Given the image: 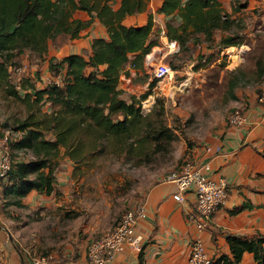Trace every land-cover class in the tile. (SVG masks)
Masks as SVG:
<instances>
[{
	"label": "trees",
	"instance_id": "1",
	"mask_svg": "<svg viewBox=\"0 0 264 264\" xmlns=\"http://www.w3.org/2000/svg\"><path fill=\"white\" fill-rule=\"evenodd\" d=\"M111 1L0 0V89L24 109L22 117L4 126L19 133L10 142L11 150L29 154L28 158L12 155L10 169L0 178L1 207L24 206L23 199L32 191L55 192L60 156L75 167L106 155L171 156L178 136L166 124L161 100L156 98L151 110L143 114L140 101L146 94L140 99L126 97L119 88L126 65L143 69L145 56L161 44V36L175 41L178 52L185 54L196 47L202 51L204 45L220 52L248 39L243 18L233 16L246 7L245 0H231V12L218 0H163L158 12L169 16L164 29L154 28L152 14L144 25L123 24L127 15L146 11L150 0H120L117 9ZM77 11L89 17H75ZM95 19L106 28L107 38H94L90 51L83 54L49 57L48 69L61 76L60 84L39 88L32 78L12 79L10 67L21 63L24 54L43 59L50 42L62 37L63 45L79 38ZM203 55L199 52L198 59L206 64L213 53ZM255 63L257 76L264 77V62ZM235 85L231 80L230 86ZM227 243L230 255L221 254L211 264H240L245 252L252 254L254 264H264L263 236L228 235Z\"/></svg>",
	"mask_w": 264,
	"mask_h": 264
},
{
	"label": "rangeland",
	"instance_id": "2",
	"mask_svg": "<svg viewBox=\"0 0 264 264\" xmlns=\"http://www.w3.org/2000/svg\"><path fill=\"white\" fill-rule=\"evenodd\" d=\"M243 16L247 28L253 30L248 38L250 51H243L244 44L220 52L213 48L200 51V47H196L185 54L170 46L171 52L163 55L161 52L168 49V44L164 43L160 45L163 49L152 52L150 61L131 77L130 83L121 80L126 97L132 91L138 96L146 94L140 101L143 114L151 110L156 98L161 100L159 106L163 105L166 124L178 136L171 156L163 159L155 153L147 158L128 159L106 155L78 167L60 156L55 192L47 195L33 191L27 197L31 203L22 207L0 205V226L11 230L8 258L12 253L33 263L35 259L67 261L83 253L86 255L88 244L113 228L126 210L142 201L151 186L191 158L190 151L205 138L228 126V116L243 106V99L249 93L257 95L264 88V77L257 76L255 63L256 60L264 62V5L260 4L252 14L243 11ZM64 40L57 38L50 45H62ZM199 52L205 54L204 58L208 52L213 53L211 60L206 64L204 59L199 61ZM24 56L29 78L32 72L36 76V86L48 84L55 77L50 71L43 73V59ZM158 61L167 62L172 72L149 87L153 80L151 67ZM232 70L234 72L230 73ZM26 77V74L13 75L12 79L19 82ZM231 80L236 81L234 87L230 86ZM23 115L22 104L5 96L0 89V132L8 134L12 143L19 133L6 129L4 124L11 125ZM12 155L29 157L16 149H12Z\"/></svg>",
	"mask_w": 264,
	"mask_h": 264
},
{
	"label": "crops",
	"instance_id": "3",
	"mask_svg": "<svg viewBox=\"0 0 264 264\" xmlns=\"http://www.w3.org/2000/svg\"><path fill=\"white\" fill-rule=\"evenodd\" d=\"M162 1L150 0L146 11L127 15L123 19V24L127 26L144 25L148 20V15L152 14L154 28L164 29L165 21L169 16L158 12ZM218 1L226 11L231 12V0ZM245 1L246 7L233 14V16H241L244 22L243 11L252 14L260 4L264 5V0ZM110 4L113 9H117L120 0H112ZM75 17L87 19L89 16L84 11H77ZM245 26L244 32L249 38L253 30L248 29L246 23ZM99 37L107 38L108 34L106 28L98 19H95L90 27L82 31L79 38L71 39L59 47L49 45L47 52L43 54L41 67L43 73L49 74L50 56L60 59L69 54L89 52L92 40ZM160 42L164 45L166 37L161 36ZM244 44H242L243 51L246 53L251 50L249 40L247 39ZM160 45L153 47L150 54L152 55V52L158 48H164ZM203 48L207 50L205 45ZM24 60L23 55L21 62L24 63ZM31 77L36 80L34 72ZM43 86L37 85L39 88ZM119 88L122 89L121 80ZM243 100L241 104H243L242 108L245 109L246 116L244 124L228 125L218 134L205 138L199 146L190 151L191 158L195 160L209 158L211 166L209 174L215 178L224 177L228 182L226 202L213 213L207 228L201 232L197 231L186 218V213L194 202L193 194L186 193L184 201L178 202L173 198L176 191L175 185L162 180L151 186L142 199L146 217L139 219L136 224V231L143 237L142 250L137 252L131 248H125L117 252L107 264H188L189 246L193 237L201 238L212 259L221 254L230 255L228 235H241L249 238L257 235L264 237L262 210L264 204V106L257 102L255 93H249ZM207 148H211L210 154L206 152ZM58 177L56 174V178ZM32 192L23 199V204L31 203L27 197ZM10 232V229H3L0 226V262L3 264H33L16 254L11 253L9 258L7 257ZM43 264H87V260L83 253L67 261L47 260ZM240 264H254L252 254L245 252Z\"/></svg>",
	"mask_w": 264,
	"mask_h": 264
},
{
	"label": "built area",
	"instance_id": "4",
	"mask_svg": "<svg viewBox=\"0 0 264 264\" xmlns=\"http://www.w3.org/2000/svg\"><path fill=\"white\" fill-rule=\"evenodd\" d=\"M166 44H168V49L164 51L165 54L171 52L169 50L170 46L174 47V51L178 50V45L175 41L166 39ZM149 54L145 56L144 64L149 60ZM151 68L152 77L155 80L163 79L172 72L170 65L165 61L154 62ZM140 70L128 63L120 76L119 82L124 80L130 83L131 77L138 74ZM10 71L12 75L17 77L25 74L30 77L28 74L29 67L23 62L10 67ZM60 83L61 76L57 75L51 78L48 84L44 83L43 85ZM128 88L130 89V86ZM122 90L126 91L123 85ZM143 94L138 96L137 92L132 91L130 95L140 99ZM256 100L260 105L264 106V88L256 95ZM245 121V109L242 107L235 109L228 116V125L230 126L242 125ZM206 152L210 154L211 148H207ZM11 163L10 138L8 134L0 132V178L7 174ZM210 171L209 158H202V160L189 158L184 160L180 167L169 172L164 178L165 181L173 183L176 187V191L173 194L174 200L182 202L186 193L191 192L193 194L194 202L190 205L186 218L200 232L207 228L213 213L225 204L227 199V180L224 177L215 178L211 176L209 174ZM262 210L264 214V204ZM145 217L146 211L142 201L126 210L113 228L103 232L88 244L86 248L87 264H107L117 252L123 251L125 248L140 252L143 246V237L136 231V224L139 219ZM44 262H46L45 258L35 259L33 264H43ZM211 262L212 256L206 250L201 238L193 237L190 241L187 263L211 264Z\"/></svg>",
	"mask_w": 264,
	"mask_h": 264
},
{
	"label": "bare ground",
	"instance_id": "5",
	"mask_svg": "<svg viewBox=\"0 0 264 264\" xmlns=\"http://www.w3.org/2000/svg\"><path fill=\"white\" fill-rule=\"evenodd\" d=\"M154 59H155V58H154ZM151 60H152V59H151ZM149 61H150V59H149ZM149 61H148V62H149ZM148 64H149V63H148Z\"/></svg>",
	"mask_w": 264,
	"mask_h": 264
}]
</instances>
